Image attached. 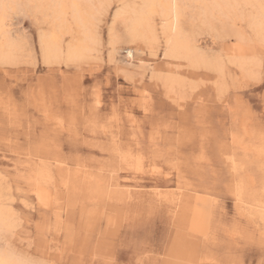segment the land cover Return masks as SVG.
I'll return each mask as SVG.
<instances>
[{
	"label": "rangeland",
	"instance_id": "rangeland-1",
	"mask_svg": "<svg viewBox=\"0 0 264 264\" xmlns=\"http://www.w3.org/2000/svg\"><path fill=\"white\" fill-rule=\"evenodd\" d=\"M33 1L8 0L6 8L14 47L11 62L0 60V202L12 219L0 230V251L29 264H261L264 37L247 20L264 0L213 15L201 8L214 0H187L181 18L198 49L192 61L165 56L158 14L157 42L128 37L123 6L142 0H102L90 54L51 64L39 37L52 31V15L44 0ZM68 16L64 45L86 37ZM137 158L143 171H135ZM57 164L73 186L61 184ZM111 173L144 194L126 200L107 181ZM157 184L193 193L202 229L157 201Z\"/></svg>",
	"mask_w": 264,
	"mask_h": 264
},
{
	"label": "bare ground",
	"instance_id": "bare-ground-1",
	"mask_svg": "<svg viewBox=\"0 0 264 264\" xmlns=\"http://www.w3.org/2000/svg\"><path fill=\"white\" fill-rule=\"evenodd\" d=\"M22 1H24V0H22ZM29 1L31 2L33 0H29ZM85 1H88L89 3H87L86 6L83 7V3L82 2H85ZM195 1L196 2L197 1H199V2L202 1L203 2V0H195ZM244 1H250L252 3L251 0H244ZM34 2H35V0L33 1V3ZM42 2H44V4H41V5H43V7L46 8L50 12L49 14L52 15V22L51 23H53L52 24L53 25L52 31H50V32H42L41 35H40V37H39L40 38V41L39 42H40L41 49H42V51H41L42 54L41 55H43V58H44L43 60H45L46 62H49V63L51 62L52 63L53 60L58 59V58H61V57H63V55H65L66 58L69 59V60H74V59H79V58L82 59V57L86 56L87 53L90 54L89 50L92 49L91 48V45H93V44H90V43H92L93 41L91 40L90 43H89V38L92 35V34L89 35V32H91L89 30H91L92 28L94 29V27L91 26L93 24V21H94V14H95V12H97L99 14L98 7L101 4V2H103V1L102 0H99V1H96L95 2V0H44ZM188 2H189V0H188ZM238 2H240L241 6H243V4L241 3L242 2L241 0L240 1H238V0H233V1L232 0H214L213 3L211 2L212 4H209L208 5V3L207 4L204 3L203 4V8H201V7L200 8L201 9H204L203 12L208 15V14H211L214 10H218V9L221 10V11L223 10V12H224L227 8L230 9L231 6H234ZM243 3H245V2H243ZM8 4H11L12 5V3H9L8 0H0V5H8ZM34 4H36V2ZM186 4H189V3H187V0H142V5H140L139 7H136V6H133L132 7V6L129 5V7H131V8H128V5H125V6H123V8H124L123 10L122 9H119V10H122L124 12L130 13V16H129L128 21H127L128 23L125 20V22L128 24V34L126 33L128 35V37L132 41L141 39V40L149 41V43H151V44H154L158 40V33H157L156 24H155V15L156 14L160 15L161 21H163L162 34H163L164 39H165V53H164L165 56L171 57V58L172 57H175V58H177V57L178 58L179 57H184V58H188L189 60L192 61L194 59H197L198 60V58H194V56H196L198 54V51H197L198 49L193 44L192 39L191 38L189 39V36L191 34L190 35L188 34L189 36H187L186 33H185L186 30L185 31L183 30L184 27L182 25L183 23H182V18L181 17H182V14H183V12H182L183 10L182 9H183L184 5H186ZM248 4H250V3H248ZM73 5H76V7H74ZM198 5L201 6V4H198ZM256 5L258 6V3ZM38 6H39V4H38ZM38 6H36V8H38ZM195 6L198 7L197 5H195ZM250 6H251V4H250ZM43 7H40V8L42 9ZM6 8L7 7H0V60H2V61H4V60L5 61H7V60L9 61L10 58L13 57L11 55V52H12L13 47H14L13 46V42H11V39H14V37L11 35L12 38H10V36H9L10 33L7 32L6 27L4 28V26L6 25L5 24V18H7L6 17L7 16L6 15ZM193 8H194V6H193ZM254 9L257 10V8H255V7H254ZM254 9H252V10L255 11ZM196 10H198V9H196ZM122 11H118L117 12V16L123 14ZM39 12H40V9H39ZM191 12L194 13L193 11H191ZM229 12H228V14H229ZM232 12H234V11H232ZM256 12H257L256 14L253 13L254 15H251L252 13L250 12L251 14H250V16H249V18H248L247 21H249L250 26L253 28L252 31L253 32L255 31V33H256L255 36L258 35V36H256V38L260 36V37H262V39H260V40H263V37H264V13H263L264 10H263V7H262V10L256 11ZM199 13H198V15H199ZM41 14H42V12H41ZM68 14L71 15L72 21L75 23V26H77L79 28H83L81 30H84V33L86 34V37L85 38H82V39H80V38L79 39L78 38L76 39L75 38V40L73 39L70 43L68 42L67 45H64V43H62L63 40H61L62 38H61V29L60 28H61V26L62 27L63 26H66V27H69L70 26V23H67V21L70 18L68 16ZM212 15H213V13H212ZM229 15H231V14H229ZM233 15H234V13H233ZM235 15H236V13H235ZM209 16H211V15H209ZM209 16H206V17H208V19H206L205 17H203V18H205L206 21L207 20L209 21ZM98 17H99V15H98ZM124 18H125V15H124ZM121 19H119V20H121ZM242 19H244V18L242 17ZM202 21H205V20H202ZM51 23H49L50 26H52ZM96 26L97 25L95 24V27ZM90 27H92V28H90ZM114 27H115V24H114ZM62 29H64V28H62ZM123 30L126 32L125 27H124ZM62 33L64 34V32H62ZM65 33H66V31H65ZM87 33H88L89 37L87 36ZM74 34H76V33H74ZM115 34L118 36L117 33H115ZM115 34L113 33L111 35L116 36ZM79 35L80 36H83V34L82 35L79 34ZM119 36H120V34H119ZM124 36H126V35H123V37ZM191 37L193 38V36H191ZM111 38H114V37H111ZM97 40H94V42L95 41L97 42ZM113 40H116V39H113ZM122 40H125V37ZM260 40H258V41H260ZM118 41H119V39H118ZM111 42H113V41H111ZM115 42L116 41H114L113 43H115ZM96 44L97 43H95V45ZM238 44L240 45L241 43H238ZM245 44H243V45L245 46ZM93 50H95V49L93 48ZM90 51H92V50H90ZM250 59H251V57H250ZM254 59L255 58L252 57L253 62H254ZM11 60H13V59H11ZM11 60H10V62H11ZM197 60H195V61L197 63L201 64ZM247 60H249L248 59V56H247ZM191 61H190V64L192 63ZM14 62H16V61H14ZM66 62H67V60H66ZM201 62H202V60H201ZM71 63H74V61L71 62ZM247 63H248V65H250L249 64L250 63L249 61L247 62L246 60H243V62H241L242 68ZM193 64H194V62H193ZM252 64H254V63H252ZM252 66H254V65H252ZM248 67L250 68L251 66H248ZM250 69L252 70L253 68H250ZM219 71H220V68H219ZM254 71H255V69H254ZM221 72H223V70ZM139 158H137L136 161H134L135 171H139V170L140 171H143L140 168V166H141L140 162L141 161L139 160ZM123 160L126 161L127 158L125 157V158H123ZM59 164L56 165V168L59 171L58 173H60L59 175L61 176V184L67 185L69 187L71 185L69 183L70 180H69V178L67 180L64 177L66 168H65V166H62V165H59ZM127 164L130 166L129 162ZM39 169L40 170H43L44 168L43 167H40ZM153 173H155V172H153ZM90 175H91V173L87 172V175L85 176V179L86 178L89 179ZM99 176H101V174ZM102 177H105V176L103 175V176H101V178ZM135 177H137V175H135ZM120 178H121V176H119L118 174H115V173L112 174L111 173L110 175L107 176V179H108L107 181L109 182V184H114L115 186H119L121 188V190L123 192V195L125 196L126 200L131 201V200H133L135 198L137 199V196L144 194V192H140L139 190H135L136 188L139 189L141 187L140 184H138V183H136V184L126 183V182L121 183L120 182ZM35 180H37V179H35ZM127 181H128V179H127ZM109 184L107 185V188L108 189H109ZM71 186H73V184ZM178 186H180V185H178ZM178 186H177L178 189H176L174 192H167V191L162 190L161 187L157 184V185H155V186L152 187L153 189L151 188L152 191L150 189V191H151L150 193L153 195V197L157 201L162 202V204L163 203L164 204L167 203V205H169L170 207H172L173 210H174V212H175V215L176 216L181 217L183 215H186V218H188L189 225L191 227H193L194 229H196V228L202 229L200 227L201 225H199V223L195 220V217H197V216H195V211H194V207H195V203H196V199H194V197H196V196H194L193 193H191L188 189L183 190L182 187H178ZM38 194H39V192H38ZM203 198H205V197H203ZM203 198L201 197V199H203ZM135 202H136V200H135ZM152 202H153V200H152ZM158 207H161V206H158ZM10 210H11L10 207L7 209L5 207V205H3L2 202H0V230H1V228L5 227V226L11 225V223L9 222V220L11 218V215H12L10 213ZM165 211H167V210H165ZM11 212H12V210H11ZM171 214H173V213H171ZM181 223H183V222H180V224ZM4 231H6V229ZM0 238H1V236H0ZM9 252H11V251H9ZM15 255H14L15 256L14 257L13 256V252L12 253H7L6 251L5 252L4 251L3 252L0 251V264H29L30 263V261H28L29 263L28 262H24L27 259H25L24 261H21L20 260L21 257H20V259H18V255L17 254H15Z\"/></svg>",
	"mask_w": 264,
	"mask_h": 264
},
{
	"label": "snow or ice",
	"instance_id": "snow-or-ice-1",
	"mask_svg": "<svg viewBox=\"0 0 264 264\" xmlns=\"http://www.w3.org/2000/svg\"><path fill=\"white\" fill-rule=\"evenodd\" d=\"M74 7H76V5H73ZM262 6H264V3H262ZM0 7H9L7 5H0ZM117 8H119V6H117ZM261 264H264V261L261 262Z\"/></svg>",
	"mask_w": 264,
	"mask_h": 264
}]
</instances>
